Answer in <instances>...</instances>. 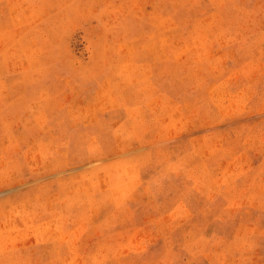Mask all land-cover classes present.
<instances>
[{"label": "rangeland", "instance_id": "374dc122", "mask_svg": "<svg viewBox=\"0 0 264 264\" xmlns=\"http://www.w3.org/2000/svg\"><path fill=\"white\" fill-rule=\"evenodd\" d=\"M0 264H264V0H0Z\"/></svg>", "mask_w": 264, "mask_h": 264}, {"label": "bare ground", "instance_id": "6f19581e", "mask_svg": "<svg viewBox=\"0 0 264 264\" xmlns=\"http://www.w3.org/2000/svg\"><path fill=\"white\" fill-rule=\"evenodd\" d=\"M217 103V102H216ZM223 113V112H222ZM242 125H243V123H242ZM244 126V125H243ZM139 147V146H138ZM141 148V147H140ZM143 158V157H142ZM145 159V158H144ZM146 161V160H145ZM10 183V182H9ZM25 187V186H24ZM74 187H76V186H74ZM80 188V187H79ZM82 188V187H81ZM80 188V189H81ZM83 190V189H82ZM76 196V195H75ZM6 204V203H5ZM12 206V205H11Z\"/></svg>", "mask_w": 264, "mask_h": 264}]
</instances>
